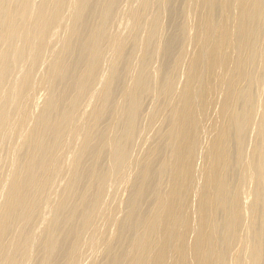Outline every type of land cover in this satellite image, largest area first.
<instances>
[{
	"label": "bare ground",
	"instance_id": "obj_1",
	"mask_svg": "<svg viewBox=\"0 0 264 264\" xmlns=\"http://www.w3.org/2000/svg\"><path fill=\"white\" fill-rule=\"evenodd\" d=\"M0 264H264V0H0Z\"/></svg>",
	"mask_w": 264,
	"mask_h": 264
}]
</instances>
